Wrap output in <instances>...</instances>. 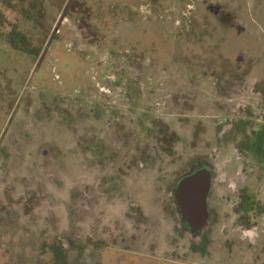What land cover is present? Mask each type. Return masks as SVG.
<instances>
[{
	"label": "rangeland",
	"instance_id": "rangeland-1",
	"mask_svg": "<svg viewBox=\"0 0 264 264\" xmlns=\"http://www.w3.org/2000/svg\"><path fill=\"white\" fill-rule=\"evenodd\" d=\"M263 103L264 0H0V264H264Z\"/></svg>",
	"mask_w": 264,
	"mask_h": 264
},
{
	"label": "water",
	"instance_id": "water-1",
	"mask_svg": "<svg viewBox=\"0 0 264 264\" xmlns=\"http://www.w3.org/2000/svg\"><path fill=\"white\" fill-rule=\"evenodd\" d=\"M204 174L186 181L175 192L181 213L193 230L199 229L208 215L206 199L211 182Z\"/></svg>",
	"mask_w": 264,
	"mask_h": 264
},
{
	"label": "trees",
	"instance_id": "trees-1",
	"mask_svg": "<svg viewBox=\"0 0 264 264\" xmlns=\"http://www.w3.org/2000/svg\"><path fill=\"white\" fill-rule=\"evenodd\" d=\"M17 41H24V39L19 36L18 32L12 33L9 38V42L12 43L14 46L16 45L14 42ZM262 125L258 130L253 131L248 137H246L242 143H240V148L244 151H248L255 156L259 157L261 160H264V103L262 104ZM254 202L252 201L251 197L245 190H242L240 193V202L239 208L237 207V211L240 209L245 211L247 214L248 212L253 211L254 209Z\"/></svg>",
	"mask_w": 264,
	"mask_h": 264
},
{
	"label": "flooded vegetation",
	"instance_id": "flooded-vegetation-1",
	"mask_svg": "<svg viewBox=\"0 0 264 264\" xmlns=\"http://www.w3.org/2000/svg\"><path fill=\"white\" fill-rule=\"evenodd\" d=\"M204 160H197V163H203ZM196 163H193L192 165H195ZM205 164V163H204ZM204 173H206L208 175V177L211 175L210 171H211V167L207 166L203 169ZM212 172V171H211Z\"/></svg>",
	"mask_w": 264,
	"mask_h": 264
}]
</instances>
